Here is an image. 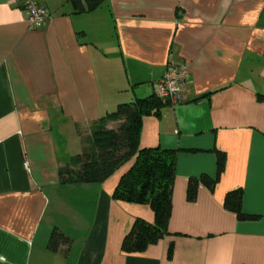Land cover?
I'll list each match as a JSON object with an SVG mask.
<instances>
[{"label": "crops", "instance_id": "1", "mask_svg": "<svg viewBox=\"0 0 264 264\" xmlns=\"http://www.w3.org/2000/svg\"><path fill=\"white\" fill-rule=\"evenodd\" d=\"M29 29L0 0V264H264V0H106L72 11L44 0ZM169 64H184L181 100L142 119L140 146L177 149L168 233L140 252L122 243L147 205L113 197L132 161L100 183L62 184L81 151L77 128L153 94ZM213 189L190 178L216 173ZM242 190L238 219L225 195ZM57 228L68 246L48 248ZM171 247V252L168 249Z\"/></svg>", "mask_w": 264, "mask_h": 264}, {"label": "trees", "instance_id": "2", "mask_svg": "<svg viewBox=\"0 0 264 264\" xmlns=\"http://www.w3.org/2000/svg\"><path fill=\"white\" fill-rule=\"evenodd\" d=\"M68 1L73 12L81 13L97 8L106 0ZM165 102L167 101L158 98L153 92L146 97L119 103L108 115V119L117 121L114 126L108 127L104 119H99L89 126L88 133L77 128L82 143L81 151L58 171V180L62 184L100 183L125 163L132 161L120 175L113 197L129 203L147 205L153 220L147 222L139 217L135 219L122 243L123 250L129 253L144 250L168 233L177 149L140 146L143 117L158 114ZM224 166L225 154L216 151L215 176L202 174L199 178H190L186 190L187 200H194L200 183L213 189ZM224 206L235 212L238 219L257 218L242 210L241 189L228 192ZM69 243L70 238L54 228L48 248L54 251L59 246H68ZM170 252L171 247L168 249V253Z\"/></svg>", "mask_w": 264, "mask_h": 264}, {"label": "built area", "instance_id": "3", "mask_svg": "<svg viewBox=\"0 0 264 264\" xmlns=\"http://www.w3.org/2000/svg\"><path fill=\"white\" fill-rule=\"evenodd\" d=\"M16 3L26 13V22L29 29L42 27L49 18V11L44 0H8ZM184 64H169L163 75L153 82L154 94L169 103L176 104L181 100V86L186 79Z\"/></svg>", "mask_w": 264, "mask_h": 264}]
</instances>
